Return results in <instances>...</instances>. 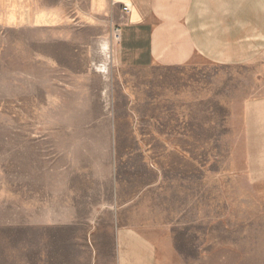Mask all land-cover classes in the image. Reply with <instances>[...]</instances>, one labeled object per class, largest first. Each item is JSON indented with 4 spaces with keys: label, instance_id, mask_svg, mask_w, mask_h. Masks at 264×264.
Segmentation results:
<instances>
[{
    "label": "rangeland",
    "instance_id": "rangeland-1",
    "mask_svg": "<svg viewBox=\"0 0 264 264\" xmlns=\"http://www.w3.org/2000/svg\"><path fill=\"white\" fill-rule=\"evenodd\" d=\"M114 30L87 0H0V264L45 257L56 196L97 205L103 183L112 198L119 171L132 177L134 140L144 148L134 101L165 76L120 68ZM205 187L204 203L167 220L158 264H264V182L223 176Z\"/></svg>",
    "mask_w": 264,
    "mask_h": 264
},
{
    "label": "crops",
    "instance_id": "crops-1",
    "mask_svg": "<svg viewBox=\"0 0 264 264\" xmlns=\"http://www.w3.org/2000/svg\"><path fill=\"white\" fill-rule=\"evenodd\" d=\"M87 4L118 30L120 68L165 82L156 76L150 97L134 101L144 148L134 140L132 177L119 171L112 198L103 183L101 204L56 196L52 248L29 264H158L167 220L205 202L207 178L264 182V0Z\"/></svg>",
    "mask_w": 264,
    "mask_h": 264
},
{
    "label": "bare ground",
    "instance_id": "bare-ground-1",
    "mask_svg": "<svg viewBox=\"0 0 264 264\" xmlns=\"http://www.w3.org/2000/svg\"><path fill=\"white\" fill-rule=\"evenodd\" d=\"M101 51L106 57H108L107 56L108 55V45L107 44L103 43L101 45ZM99 71H100V73H105L106 67L104 65L100 66Z\"/></svg>",
    "mask_w": 264,
    "mask_h": 264
},
{
    "label": "built area",
    "instance_id": "built-area-1",
    "mask_svg": "<svg viewBox=\"0 0 264 264\" xmlns=\"http://www.w3.org/2000/svg\"><path fill=\"white\" fill-rule=\"evenodd\" d=\"M129 10L130 9H129V6L128 5H123V12L128 13ZM113 37H114V40H115V42L117 44V42L119 41V32H118V30H114L113 31Z\"/></svg>",
    "mask_w": 264,
    "mask_h": 264
}]
</instances>
